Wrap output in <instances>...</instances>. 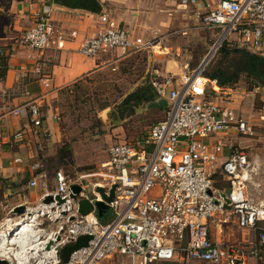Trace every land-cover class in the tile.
<instances>
[{
	"label": "built area",
	"instance_id": "built-area-1",
	"mask_svg": "<svg viewBox=\"0 0 264 264\" xmlns=\"http://www.w3.org/2000/svg\"><path fill=\"white\" fill-rule=\"evenodd\" d=\"M199 1L180 0V4L196 6ZM202 8V27L215 38L207 59L224 43L264 56V0H218ZM99 23L75 52L95 58L111 50L130 55L152 47V39L116 25L107 13H100ZM77 35L74 27L65 28L44 8L19 42L36 51L63 50ZM204 66L177 78L150 79L157 98L167 100L164 116L143 137L108 147V159L101 165L108 171L105 183L88 180L91 188L86 192L83 178L72 179L56 170L52 188L41 182L43 191L35 204L23 203V212L0 220L3 264H264V201L254 200L247 189L257 157L250 160L243 149L224 156L226 144L209 140L221 132L254 136L255 123L249 116L252 93L236 85L221 86L203 75ZM43 83L50 86L49 76ZM22 108L29 118L9 142L28 143L41 133L36 100L11 112L18 115ZM35 146L42 151L40 143ZM7 164H24L31 172L30 187H38L44 178L36 155L16 156ZM216 172L226 181V189L214 184ZM73 184L81 187L75 199L70 196ZM113 184L114 196L105 202L104 212L112 217L102 221L93 201L103 199L95 187L108 193ZM48 195L52 200L44 203ZM82 198L92 204L86 214L78 212ZM231 224L241 230V241L220 240ZM81 235L90 236L87 244L63 261L61 249ZM251 235L257 239L250 240Z\"/></svg>",
	"mask_w": 264,
	"mask_h": 264
},
{
	"label": "crops",
	"instance_id": "crops-1",
	"mask_svg": "<svg viewBox=\"0 0 264 264\" xmlns=\"http://www.w3.org/2000/svg\"><path fill=\"white\" fill-rule=\"evenodd\" d=\"M97 1L101 5L98 12L87 10L79 5H67L57 0H0V16L4 10L15 12L17 15L13 25H10L11 23L0 25V45L9 44L11 48L6 76L0 80V165H2L0 168V220L13 214V210L10 212L11 208L14 209L23 203L35 204L43 191L42 181L47 184L48 189L53 187L56 168L65 166V160L70 156L72 149L61 125L62 122H67L65 114L66 111H70L69 105L74 104V109L81 100V95L84 93L83 83L86 79L92 80L93 87H100L104 74L108 75L110 70L115 71L122 67L123 75L118 78L120 82L118 88H121V85L124 88V82L128 86L125 87L126 91L118 94L119 102H121L135 89L149 85L151 78H177L190 70L188 68L190 59L187 55L174 51L172 46L162 43V39H154L152 47L130 55H120L119 51L111 50L95 58H89L75 52L74 49L78 43L83 38L91 37L100 27V13H107L116 25L132 29L136 35L144 39L153 37L149 33L146 37L142 34L147 30L141 29L138 24L139 13L136 15H132V12L124 13L123 9L113 6L112 0ZM217 1L200 0L196 6L201 9L205 4L213 5ZM44 8L65 28L74 27L77 30V37L68 41L63 50L36 51L26 48L10 30L13 29L16 35L24 31L32 25L36 13ZM169 9L171 7H168ZM159 26L158 23L153 22L149 23L147 28ZM45 76L50 78L49 87L43 83ZM127 76L128 78L125 79ZM33 100H36L41 113L40 135L32 138L28 143L9 142L10 136L20 130L21 125L29 118L25 108H22L18 115L13 114L11 110L19 106L23 107L26 102ZM108 110L109 107L103 109L104 112ZM153 111L163 110L155 108L139 110L136 113ZM231 134L234 135V133L221 132L210 137L209 140L221 139L226 143L225 136ZM36 143H40L42 151L36 150ZM61 148L65 151L60 155L58 151ZM231 152L226 153L224 150V156H229ZM31 155L39 157L44 170V178L39 179L38 187L28 185L31 172L24 164L11 166L7 164V161L13 157L22 156L27 159ZM104 162H100L99 165ZM251 263L255 264L253 261H249L248 264Z\"/></svg>",
	"mask_w": 264,
	"mask_h": 264
},
{
	"label": "rangeland",
	"instance_id": "rangeland-1",
	"mask_svg": "<svg viewBox=\"0 0 264 264\" xmlns=\"http://www.w3.org/2000/svg\"><path fill=\"white\" fill-rule=\"evenodd\" d=\"M112 2L114 3L113 6H116L117 9H123L124 13L132 12V15L139 13L138 24L141 29L146 28L147 30V32L142 34L146 37V34L149 33L153 37L148 39H162L161 42L172 46L174 51H180L182 55L186 54L190 59L188 67L190 69L200 64L207 56L209 47L215 41L212 32L202 27L203 8L200 9L198 6H181L180 0H112ZM168 7H171V9L168 10ZM1 13L0 25L3 23H11L10 25H13L17 19L15 12L4 10ZM153 22L158 23L160 26L151 29L147 28V25ZM10 30L13 35L20 39L23 30L18 32L17 35L14 34L13 29ZM235 57H238V54H230L226 59L220 53L212 54L208 57L204 68L212 69L223 61L225 66L230 64L231 69H235L238 65L237 59L234 60ZM121 69L122 67L118 69L120 72L118 70H110L108 75L102 72L104 77L100 87H93L92 80L86 79L83 83L84 93L81 95V100L74 109V104L69 105L71 107L70 111H66L65 114L67 122H62L61 125L65 133L64 136L67 137L72 149L70 156L65 160V166L58 170H61L67 177L72 179L83 178L86 192L91 188L87 184L88 180L99 183L106 182L104 174L108 171L106 168H102L99 163L107 160L108 147L116 142L130 141L143 137L148 128L157 120L162 119L165 113L164 111L137 113L135 111L132 115L126 116V119L120 117L117 107L118 103H120L118 94L126 91L125 87L128 86L124 82V88L123 85L118 88V83H120L118 78L123 75ZM127 78L128 76L125 79ZM236 86L252 93L253 105L251 110L248 109V106L244 108L249 110V116L255 123V134L251 138H244L239 134L225 136L226 146L224 150L229 153L235 149H243L250 160L257 157L252 173V181L248 183L247 189L254 200L263 202L264 83L256 82V80L242 73L239 75ZM104 106L109 107V110L104 112ZM137 108L139 109L140 106H137ZM113 114L117 116L114 117ZM215 182L224 186V189L227 188V183L224 180L216 178L214 184ZM49 185H51V182H49ZM93 202L95 203V201ZM111 217L112 215L109 216L104 213L101 218L104 221L108 218L110 220ZM230 228L224 232L220 240L241 241V230L236 229L233 224L230 225ZM249 238L253 240V238L257 239V236L253 237L251 235ZM118 260H120V257H118Z\"/></svg>",
	"mask_w": 264,
	"mask_h": 264
},
{
	"label": "trees",
	"instance_id": "trees-1",
	"mask_svg": "<svg viewBox=\"0 0 264 264\" xmlns=\"http://www.w3.org/2000/svg\"><path fill=\"white\" fill-rule=\"evenodd\" d=\"M72 5L74 4H67ZM78 6V5H77ZM87 10L98 12L101 9V5L97 0H93L91 4L86 6H81ZM11 53L10 45H0V80H3L6 76V71L8 69V58ZM217 53H220L221 56L226 59L230 54L237 55L234 60L237 59L238 65L237 68L231 69V65H224V62L218 63L212 69L204 68L203 75L210 79H216L221 86H234L239 78V75L244 73L247 77L256 80V82L264 83V56L260 53H254L248 51L244 48H238L235 45H229L224 43L218 50ZM140 99L144 103H148L157 99V95L151 85H146L135 89L133 92L127 94L123 100L117 105L119 109L120 117L130 116L135 112L137 105V100ZM165 111V108H161ZM65 146V145H64ZM65 149V147H64ZM63 148L58 151V154L63 152ZM57 170L59 168H56ZM214 180L222 179L221 174L216 172L213 176ZM226 182V181H224ZM216 186L224 188L220 183H216ZM104 214H102L103 216ZM101 216V217H102ZM100 219L102 220V218Z\"/></svg>",
	"mask_w": 264,
	"mask_h": 264
},
{
	"label": "water",
	"instance_id": "water-1",
	"mask_svg": "<svg viewBox=\"0 0 264 264\" xmlns=\"http://www.w3.org/2000/svg\"><path fill=\"white\" fill-rule=\"evenodd\" d=\"M207 57H205L202 62L200 63V65H204L206 63ZM167 100L164 98H157L154 101L148 102V103H144L142 100L138 99L137 100V105L140 106V108L138 109L137 107L135 108L136 111H144V110H149V109H155V108H166L167 107ZM114 117H116V114H113ZM116 184L111 185L110 189L108 190V193H106L104 187L97 185L95 187L96 192H98L101 196V198L103 199L102 201H95V206H96V210H97V215L99 217L102 216V214L105 212V210L107 209V204L105 202H110L112 201V198L114 196V190H115ZM71 189V197L72 198H76V194H78L81 191V187L77 184H73L70 186ZM222 197L225 201V203H228V200L225 196V193H222ZM58 198V197H57ZM52 200V197L50 195L46 196L43 199L44 203H48ZM226 206V204H225ZM25 205L21 204L18 205L16 207H14L12 213L14 214H19L21 212H23L25 210ZM92 208V204L89 202V200L87 198H82L80 200H78V212L80 214H86L87 212H89ZM90 238V236L88 235H81L78 237V239L76 240V242L72 245H67L65 247H63L61 249V258L63 261H67L69 254L81 247V246H85L87 244L88 239ZM4 261L0 260V264H3Z\"/></svg>",
	"mask_w": 264,
	"mask_h": 264
},
{
	"label": "flooded vegetation",
	"instance_id": "flooded-vegetation-1",
	"mask_svg": "<svg viewBox=\"0 0 264 264\" xmlns=\"http://www.w3.org/2000/svg\"><path fill=\"white\" fill-rule=\"evenodd\" d=\"M60 1L61 3L65 4H74V5H79V6H86L88 4H91L93 0H57Z\"/></svg>",
	"mask_w": 264,
	"mask_h": 264
}]
</instances>
